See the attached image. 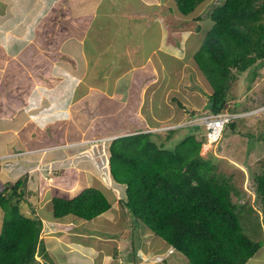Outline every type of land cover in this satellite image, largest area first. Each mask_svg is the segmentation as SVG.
Segmentation results:
<instances>
[{"label": "trees", "instance_id": "1", "mask_svg": "<svg viewBox=\"0 0 264 264\" xmlns=\"http://www.w3.org/2000/svg\"><path fill=\"white\" fill-rule=\"evenodd\" d=\"M204 1L175 0V3L179 13L187 16ZM212 6L207 9V16L193 17L196 33L204 25V19L211 23L192 53L196 70L212 87L203 111L251 112L259 109L264 106V95L256 92L246 94L244 102L236 99L240 105L235 102L232 108H227L226 104L233 98L231 90L238 77L242 78L257 67L250 79L252 86L264 64V0H224ZM174 99L186 112L196 113L194 108ZM244 118L236 117L229 122L230 128L238 132L236 139L246 135L239 129L247 128L246 125L237 123ZM188 127L192 130L188 131ZM199 128L200 125L184 124L168 128L165 136L154 131H140L114 138L109 148L110 170L117 183L126 185L123 197L116 198L112 194L110 198L103 189L89 185L72 196H54L51 199L53 216L58 221L64 218L91 220L110 209L117 199L133 216V222L142 220L166 244L184 254L186 264H245L264 244L262 240L251 238L241 222L244 212L257 210L264 224V172L249 170L254 177L251 185L254 203L237 202L234 195H239L240 190L217 172L218 163L213 157L201 154L206 132L202 133ZM224 131L225 127L223 134ZM217 145L223 153L229 143L218 142ZM67 172L54 176L56 184L61 186L62 180L66 182L63 178ZM24 182L19 178L0 189L3 212L0 264L53 261L41 239L42 219L22 210L28 202L26 193L20 189ZM47 185L41 195L47 191ZM240 200H244L242 196ZM131 243L135 245L134 241Z\"/></svg>", "mask_w": 264, "mask_h": 264}, {"label": "rangeland", "instance_id": "2", "mask_svg": "<svg viewBox=\"0 0 264 264\" xmlns=\"http://www.w3.org/2000/svg\"><path fill=\"white\" fill-rule=\"evenodd\" d=\"M123 1L128 3V0ZM141 2V5H137L140 9L144 7V1L142 0ZM217 2L222 3L224 0H205L203 3L199 4L193 13L184 16L177 12L175 0H162V5H160L162 8V16L171 29L163 25L166 28V35H164L161 50L164 52L167 51V53L173 55V57L171 56V58L166 54H164V58H162V56L156 57L161 67L149 61L150 69H148L145 64V68L136 72L133 66L136 67L141 64L140 58L136 56V49L133 53L131 52V54L126 51V56H120L125 54H123L122 51L116 50L117 47H121L117 45L118 41L116 44L109 42L108 45L113 47V49L110 48L113 51L107 46L108 49H105V51H107L106 56H103L104 58L99 57L100 63L96 66L99 71L103 70L104 75L106 73L108 80L106 89L98 91V93L92 94L95 96H92L87 95V91L84 88L83 101L74 103L68 100L70 104L66 105L65 108L68 109L67 113H70L71 116L69 120H65L64 123H61V125L63 124L62 132L57 128H47L37 132L36 134H40V137L37 138L26 137L28 133L24 132V137L20 140L27 144H21L22 147L16 148L17 144L14 143L15 149H18V151L15 150L14 155H10L8 161L0 162L4 166L9 165L10 167L11 165L13 168L11 170H5L3 172L4 174L1 173L0 189L9 181L15 182L19 178L24 179L25 182L21 185L20 189L26 193L28 202L23 205V212L33 217L37 215L43 218V223H46V225L50 223L51 226L58 225L57 222H54L57 220H54L51 204V199L56 195L72 196L79 193L86 186L95 185V187L103 189L110 198L113 197L112 194H115L116 198L123 197L126 185L117 183L110 170L111 153L109 148L112 140L122 135L134 134L140 131H154L165 136L164 132L168 128L184 125V122L190 117V113L180 108L174 97L181 100L185 105L194 108L197 112L202 113L203 110H205L208 94L212 93V87L201 78L203 77L202 75L197 74L196 69L190 63L186 64L184 62V58L179 59L174 57L177 55L181 57L185 48L193 51L199 46L200 43L198 45L192 41L189 43V40L192 38V30L194 29L196 33L195 28H193L195 23L193 17L198 14L204 15V17L207 16V9H209L210 6L213 7L212 5ZM147 6L149 5L147 4ZM120 14L121 13L118 11L117 16ZM208 21L209 20H207L205 24L201 26L200 31L194 35L195 40L198 38L200 39L201 36L203 38L206 30L211 27H208L210 24H208ZM149 25L150 17L147 15V26ZM109 28H112V26ZM135 30V27L129 26V31L127 33L134 34ZM144 30L146 37L152 32L150 28L148 29L145 26ZM175 37L177 40L173 41L172 39ZM102 38V40H105L107 37L105 35V37ZM141 41H144V39ZM119 44L121 45V43ZM102 48L103 46L100 44V49ZM155 54H158V50ZM191 61H193V58ZM37 66H39L36 67L38 68L37 71L40 72L43 66L41 64ZM166 66H168L167 69ZM256 68L257 67H254L249 73L243 75L242 78L240 76L238 77L234 89L231 90L233 98L229 99L226 104L227 108H232L235 102L240 105L241 103L239 101L244 102L247 99L246 94L248 93L252 94L256 92L264 95V64L260 67V74L253 80L252 86L250 84V79ZM58 69L59 67H57L54 74L50 76L42 72V74H38L36 71L35 77L38 74L35 78L37 85L47 82V85L49 84L50 86L53 82L57 83L58 79L66 78L67 75H60L62 77H58L61 73V71L58 72ZM152 72H155L154 76H152ZM98 80L100 81L101 79L98 78ZM91 83L97 84L96 80H92ZM18 87V89L15 88L16 90L14 93H19L18 97L22 96L26 99V92H23L24 88L20 85ZM260 89L261 92H259ZM44 95L45 99L52 97V100H55L53 94L46 89ZM35 96H37V94H35ZM12 99L11 102H13V104H15V101L18 103L17 97ZM236 99H239V101H235ZM47 101L49 100H46V102ZM17 103L14 106H17ZM2 108H0V113L2 112ZM10 112L11 114L15 113L13 110ZM180 113L183 119L178 118L180 117ZM250 114L244 115L246 118H244L243 121L240 119L237 120L238 124L246 125L247 127L245 128L243 126L239 128L242 132H246V135H242L237 139L235 138V135L238 134L237 130H232L229 122L225 124L224 134L222 133L223 138L219 140L220 143H229L228 146L225 145L227 147L225 152L222 153L221 150L218 148L216 149V144L213 146L208 145V147L203 145L201 149L202 155L205 157H213L214 160L217 161V172L229 178L237 186V189L240 190L239 195H234V199L237 202H245L246 205L248 201L254 203L255 199V194L252 192L253 190L251 187V185L254 184V177L249 170L252 169L253 172L260 173L264 172V106L259 107V109L252 111ZM119 126L121 129H119L118 132L108 134ZM186 129L188 131L192 130L190 127ZM199 129L202 133L206 132L204 125H201ZM53 131L54 134L52 133ZM247 133H249V136ZM60 135L64 137H60ZM14 141L17 142V139L13 138L12 142ZM169 141L170 139L167 140V143H169ZM38 143L40 144L38 145ZM31 146H36V148L41 149L42 151L40 152L43 153V150H45L44 162L47 165H44V162L43 164L39 162V164L31 168L28 160L27 162L26 160H24V162L21 161V155L26 154L21 148ZM0 147H2V145H0ZM10 149L14 150L12 147H10ZM12 157L18 158L15 160ZM41 166H44L45 170H39L38 167L40 168ZM67 170L68 174L63 178L66 182L62 183V180L60 182L61 186L59 183L56 184L57 181L54 176L66 174L65 172ZM42 178H45L44 181ZM47 183H55V187L51 189L52 192L46 191L44 195H41V191ZM46 188L48 187L46 186ZM241 196L244 200H240ZM29 203H31V205H29ZM114 206L119 208L118 212L115 211L117 212L116 214L113 215L108 210L105 212L111 217L107 218L108 221L102 216L103 213L93 218L91 221L80 218L77 219L79 222L90 225L91 227H93L94 223H99L97 226L99 230H92V235L83 236L82 240L81 238L79 239L80 242L85 244V246H99L102 250L99 249L98 252L102 253L103 256L107 254L110 256V253L116 254L118 251L116 246L117 243H125V255L133 258L130 252L132 251L131 249L135 247L136 258L139 260L140 264L145 263V261L149 262L151 259H155V262H159V264L185 263L186 256L184 254H181L177 249L166 244L164 240L152 232L142 220L133 222V216L121 206L117 199L115 200ZM1 213L2 211L0 208V232L3 223ZM66 219L67 218H64V220ZM241 222L244 231L251 238L262 240L264 243V224L261 220V214H258L257 210H248V213L244 212L241 217ZM58 226L62 228L61 226L64 225ZM71 226L76 227L73 225ZM82 227L83 225L78 226V228ZM48 229H51V227L47 228L46 231ZM62 229L65 230L67 228L64 227ZM63 230H60V232ZM79 232L80 231L74 232V235ZM57 236L58 235H54V237ZM48 240L51 242V247L52 244L56 242L55 238L53 240L52 238H48ZM132 241H134L135 245H131ZM55 248H57V246ZM154 250L157 253L154 252L156 254L152 255ZM179 255H183V257L180 259ZM56 256L57 258H62V254ZM94 256L100 259L99 257L101 254L94 253ZM39 258L44 260L42 256H39ZM59 258L58 263L55 262L53 264H59L61 262H59ZM133 260L134 259L129 263L125 260L124 264H134ZM171 261L174 262L171 263ZM43 263L47 264L45 261ZM61 264L69 263L62 260Z\"/></svg>", "mask_w": 264, "mask_h": 264}, {"label": "crops", "instance_id": "3", "mask_svg": "<svg viewBox=\"0 0 264 264\" xmlns=\"http://www.w3.org/2000/svg\"><path fill=\"white\" fill-rule=\"evenodd\" d=\"M141 1L128 0V3H125L123 0H0V108L3 107L0 113V145H2L0 147V162L8 161L9 156L14 155L15 150L18 151L15 149V144H17L16 148L22 147L21 144L25 142L20 139L24 137V132H27L26 137L30 138L40 137V134L36 133L47 128H57L62 132L63 124L61 125V123L69 120L71 116L70 113H67L68 109L65 108L66 105L70 104L68 100L74 103L83 101L84 88L87 95L106 89L108 81L106 73L104 75L103 70L99 71L96 66L100 63L99 57L106 56L107 51L105 49L107 46L109 49H113L112 46L108 45L109 42L116 44L118 41L117 45L121 47H117L116 50L125 54H119L120 56H126V51L131 54L136 49V56L141 60L139 66H133L136 72L145 68V64L150 69L149 61L161 67L156 57L162 56L164 58V54L173 57L167 51L161 50L164 35H166L164 26L169 27L162 16V8L160 7L162 0H143L144 7L140 9L137 5H141ZM118 11L121 14L117 16ZM177 12L179 13L178 9ZM147 15L150 17L149 26H147ZM206 20H203L204 24ZM110 26L112 28H109ZM129 26L136 28L134 34L127 33ZM144 26L152 30L147 37ZM195 34L193 29L189 43L192 41L198 45L200 39L195 40ZM105 35L107 38L102 40ZM142 39L144 41H141ZM172 40L176 41L177 38ZM100 44L103 46L102 49H100ZM157 50L158 54H155ZM195 50L191 51L185 48L181 57L177 55L174 58H184L186 64L190 63L195 68L191 61L192 53ZM38 64L43 66L40 72L36 68L39 67ZM57 67H59L58 72L61 71L58 77L67 75L66 78L58 79L57 83L53 82L50 86L47 85V82H45L46 85L45 83L37 85L35 78L38 74L43 73L50 76L54 74ZM36 71L38 74L35 77ZM151 74L154 76L155 72ZM197 74H199L198 71ZM98 78L102 81L100 80V82ZM201 78L206 81L203 77ZM92 80H96L95 86L91 83ZM19 85L24 88L23 92H26V99L22 96L18 97L19 93H14ZM45 89L53 94L54 101L52 97L45 99ZM15 97L18 98V103L14 102L17 103V106L11 102L12 98ZM46 100L49 101L46 102ZM11 110L15 113L11 114ZM179 116L177 117L183 119L181 113ZM114 129L113 132L106 133H116L119 130L118 128ZM52 133L54 134V131ZM60 137L64 136L60 135ZM13 138L17 139V142H12ZM217 144L216 149L218 148ZM21 149L26 152V154L21 155V161L26 160L27 162L28 160L31 168L39 162L43 164L45 161V150H43L44 153L40 152L42 150L37 149L36 146ZM12 158L16 160L18 157ZM11 169H13L11 165L9 167V165L4 166L0 163V176L5 170ZM38 169L42 170L44 166L38 167ZM47 187V191H51L50 189L55 187V183H49ZM114 203L108 210L113 215L119 209L114 206ZM105 212L102 216L105 219L111 218ZM54 220L57 219L54 217ZM54 222L68 228L63 230L58 225L51 226L48 221V225L43 223L42 241L49 252V256L54 261H46L47 264L58 263L59 257L56 256L58 254H62V258H59V262L61 261L59 264L62 263V260L69 264H124L125 260L129 263L132 259H134V264H140L136 258L135 247L131 249L133 252H130L133 258L125 255V243H117L118 251L116 254L112 252L113 254L110 253V256L108 254L103 256L102 253L98 252L99 249L102 250L99 246H85L80 242L79 239L82 240L83 236L92 235L94 230H99L97 228L99 223L97 224V222L94 223L93 227L72 218ZM80 225L83 227L78 228ZM50 227L51 229L46 231ZM60 230L63 231L60 232ZM76 231L80 232L74 235ZM54 235L58 236L54 237ZM48 238H52V240L55 238L56 240L52 247ZM56 246L57 248H55ZM154 252L156 251L154 250L152 255L157 253ZM94 253L101 254L100 259L96 258ZM179 257L181 259L183 255H179ZM153 260L145 261L142 264H159V262H155V259ZM186 263L185 258L184 264ZM245 264H264V245Z\"/></svg>", "mask_w": 264, "mask_h": 264}, {"label": "built area", "instance_id": "4", "mask_svg": "<svg viewBox=\"0 0 264 264\" xmlns=\"http://www.w3.org/2000/svg\"><path fill=\"white\" fill-rule=\"evenodd\" d=\"M249 113L251 112H231L228 109H225L220 113L196 112L191 114L184 124L205 126L206 140L204 141L203 145L206 147L207 145H213L221 138L223 129L227 122H230L236 117L244 116Z\"/></svg>", "mask_w": 264, "mask_h": 264}, {"label": "clouds", "instance_id": "5", "mask_svg": "<svg viewBox=\"0 0 264 264\" xmlns=\"http://www.w3.org/2000/svg\"><path fill=\"white\" fill-rule=\"evenodd\" d=\"M182 15H183V14H182ZM196 112H197V111H196ZM203 112H204V111H203ZM190 115H191V114H190ZM221 138H222V136H221ZM221 138H220V139H221ZM220 139H219V140H220ZM219 140H218L216 143H214L213 145L217 144V143L219 142ZM213 145H212V146H213ZM108 210H109V209H108ZM1 211H2V210H1ZM36 216H37V215H36ZM2 217H3V212L1 213V218H2ZM41 219H42V218H41ZM56 219H57V218H56ZM2 221H3V218H2ZM42 221H43V220H42ZM57 221H58V220H57ZM61 221H62V220H60V221H58V222H61ZM43 232H44V230L42 229L41 239H42V234H43ZM39 256H40V255H38V258H39Z\"/></svg>", "mask_w": 264, "mask_h": 264}, {"label": "bare ground", "instance_id": "6", "mask_svg": "<svg viewBox=\"0 0 264 264\" xmlns=\"http://www.w3.org/2000/svg\"><path fill=\"white\" fill-rule=\"evenodd\" d=\"M245 112H249V111H245ZM252 112V111H251ZM250 114V113H249ZM207 147H208V145H207Z\"/></svg>", "mask_w": 264, "mask_h": 264}]
</instances>
